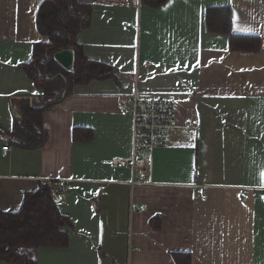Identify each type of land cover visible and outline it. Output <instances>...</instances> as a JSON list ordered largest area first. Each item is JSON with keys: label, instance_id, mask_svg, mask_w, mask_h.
Wrapping results in <instances>:
<instances>
[{"label": "crops", "instance_id": "crops-1", "mask_svg": "<svg viewBox=\"0 0 264 264\" xmlns=\"http://www.w3.org/2000/svg\"><path fill=\"white\" fill-rule=\"evenodd\" d=\"M41 1L0 0L7 134L41 94L19 67L46 40L35 23ZM79 1L92 5L90 26L76 37L83 56L120 78L63 91L42 114L40 149L0 136V211L16 212L26 193L52 182L71 224L68 246L37 250L36 264H175L173 253L191 264H264V0ZM219 6L229 8L233 34L259 39L257 52L230 51L226 36L206 32L204 12ZM133 93L176 102V128L135 185L128 168L110 165L130 155L131 119L118 100ZM74 128L92 139L73 141Z\"/></svg>", "mask_w": 264, "mask_h": 264}, {"label": "trees", "instance_id": "trees-1", "mask_svg": "<svg viewBox=\"0 0 264 264\" xmlns=\"http://www.w3.org/2000/svg\"><path fill=\"white\" fill-rule=\"evenodd\" d=\"M167 0H140L151 8L164 6ZM91 4L79 0H42L36 10L37 32L46 40L32 46L31 58L19 65L40 96L21 107V117L10 133L0 129L14 147L36 150L47 141L41 126L42 114L61 101L63 91L92 81L118 80L121 74L106 63L88 60L77 35L90 26ZM205 30L228 38L230 51L257 52L259 39L235 35L231 31L230 10L226 6L209 7L204 12ZM62 51L72 54L70 69L63 68L54 56ZM90 129L74 128L73 141H90ZM55 184L41 183L26 193L20 208L13 213L0 211V261L6 264H36V252L41 248L63 249L68 246V218L61 214L55 202ZM154 224V222H153ZM175 264H191L189 254L173 253Z\"/></svg>", "mask_w": 264, "mask_h": 264}, {"label": "built area", "instance_id": "built-area-1", "mask_svg": "<svg viewBox=\"0 0 264 264\" xmlns=\"http://www.w3.org/2000/svg\"><path fill=\"white\" fill-rule=\"evenodd\" d=\"M126 7H138L140 0H120ZM118 108L131 119L130 155L126 158L112 159L114 168H128L131 172L130 184L143 182L149 174L153 153L166 145L169 133L176 128V102L167 99H140L136 93L122 96L118 100ZM5 154L7 146L1 149ZM146 155V156H145ZM65 193L61 188L60 194ZM205 195L201 199H205ZM241 201L245 196H240ZM264 203V196H263Z\"/></svg>", "mask_w": 264, "mask_h": 264}, {"label": "water", "instance_id": "water-1", "mask_svg": "<svg viewBox=\"0 0 264 264\" xmlns=\"http://www.w3.org/2000/svg\"><path fill=\"white\" fill-rule=\"evenodd\" d=\"M54 59L59 63L63 68L70 69L72 65V54L69 51H62L57 53L54 56ZM16 96H26V93L19 92Z\"/></svg>", "mask_w": 264, "mask_h": 264}]
</instances>
